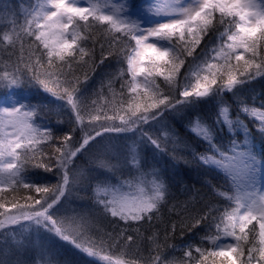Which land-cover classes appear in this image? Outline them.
<instances>
[{"label": "snow or ice", "instance_id": "6c2138e0", "mask_svg": "<svg viewBox=\"0 0 264 264\" xmlns=\"http://www.w3.org/2000/svg\"><path fill=\"white\" fill-rule=\"evenodd\" d=\"M24 14V24L19 29L13 19L11 31L0 35L4 50L14 49L18 41L23 48V36L34 37L31 43H36L34 63L24 62L22 58L12 63L8 58L0 66V90H7L0 100V229L44 228L87 256L98 257L103 264H128L102 255L104 244L90 235V218L84 213L62 214L64 202L77 184L95 179V202L105 214L125 223L150 221L165 200L167 186L154 170H140L135 148L129 150V162L138 175L117 183L91 177L86 170L77 169L78 154L88 152L108 134L143 133V125L164 112L176 111L178 106L196 103L200 98L232 92L256 76L264 75V0H156L146 6L132 4L131 7L116 0H37L36 6L25 9ZM96 31L123 45L121 53L131 80L121 84V94L127 87L132 95L123 96L120 107L97 106L96 101L89 107L81 99L82 93L78 94L75 88H63L60 98L71 108L75 127L63 137H56L51 128L36 122V106L25 104L27 97L17 98L15 89L22 87L25 73L30 72L39 79L37 69H43L46 79L40 83L45 91L56 96L57 91L49 88L48 82L58 86L62 78L71 74L73 66L86 65L93 59L89 41L94 40ZM209 31L219 32L220 47L211 58L203 53L188 61L186 83L179 93L183 99L173 98L171 89L179 85L177 77L181 67L188 57H193ZM245 54L250 55L246 58ZM201 72L207 74L201 77ZM123 74L121 69L119 76ZM161 75L168 91L155 81ZM140 76L142 81L137 80ZM190 76L195 77L194 84L188 82ZM108 87L112 92L111 82ZM141 88L143 95L138 91ZM262 109L264 101L259 107L245 105L241 112L254 123L258 122V131L264 135ZM216 122L226 126L229 135L233 130L243 129L244 140L233 138L230 147L224 149L214 141L209 127L199 119L193 123L190 130L208 144L206 153H210L201 154L198 159L223 173L226 190L212 188L213 197L224 200L222 209L212 210L216 232L206 239L213 247H195L197 257L192 252L194 246L189 244L185 256L188 264H264V184H261L264 161L248 140L247 125L240 119H230L227 107L220 109ZM149 140L159 148L156 140L151 137ZM46 148L53 150L50 155ZM46 156L54 159V164L45 163ZM31 161H37L32 165L34 169L44 172H53L55 168L56 182L50 183L31 171L28 167ZM99 167L109 165L100 160ZM149 176L152 178L148 179ZM21 189L27 193L34 191L40 194L39 198L27 194L25 202L20 203L13 194ZM9 195L13 198L6 203ZM204 218L197 219L196 224ZM125 240L132 241L133 236L126 235ZM0 264H9V261L0 259ZM152 264L174 262L157 255L152 258Z\"/></svg>", "mask_w": 264, "mask_h": 264}, {"label": "trees", "instance_id": "16d2710c", "mask_svg": "<svg viewBox=\"0 0 264 264\" xmlns=\"http://www.w3.org/2000/svg\"><path fill=\"white\" fill-rule=\"evenodd\" d=\"M130 1L131 4L136 5H144L147 2V0ZM36 3L37 0H0V35L5 31H11L13 19L19 29V26L24 24V10H31ZM220 31H223V28ZM32 40L34 37L23 36V48L19 41L11 50H4L0 46V66H3L8 58L12 63H17L21 58L24 62L31 60L34 63L36 43H31ZM220 45L219 32L209 31L203 37L193 57H188L180 69V76L177 77L179 85L171 89L173 98L183 99L179 93L183 91V85L186 83L184 75L189 70L188 61H192L194 57H199L203 53H207L208 58H211L215 56V50ZM89 46L93 47L94 51L92 60H89L86 65L73 66L71 74L62 78L58 86L48 82V87L57 91L56 96H53L51 92L47 95L43 94L44 88L40 83L41 80L46 79L43 69H37L39 79L30 72L25 73L22 78V87L15 89L19 95L21 92L28 91L32 97L36 96L37 100H33L37 108L36 122L51 128L56 137H63L75 127L71 108L65 99L60 98L63 88H75L78 94L82 93L81 99L85 100L89 107L93 106V101L97 102V106L115 104L116 107H120L123 96L132 95L128 93L127 87L123 90V96L121 94V84L131 80L127 72V63L121 53L123 45L111 41L109 37L96 31L94 40L89 41ZM232 63L235 65L234 59ZM19 67L23 69V63H20ZM192 68L196 70L195 65ZM121 69L124 70L122 77L119 76ZM65 71L67 72V69ZM155 81L162 89L168 91L163 75L156 76ZM110 82L112 92L108 87ZM188 82L194 84L195 77L190 76ZM4 91L7 90H0V100L4 99ZM139 92L143 95V91L139 90ZM262 101H264V75L256 76L232 92L225 91L220 95L200 98L196 103L178 106L176 111L164 112L156 120H149L143 125V133L135 131L107 135L100 144L93 145L88 152H84L83 155L78 154L79 158L75 161V167L86 170L91 177H98L111 183L132 179L138 175V172L129 162L131 159L129 150L135 148L140 160V170L144 172L154 170L167 186L165 200L150 221L125 223L105 214L96 204L93 189L97 181L92 179L87 182L82 181L74 187L75 195L65 206L66 215L87 214L90 218V235L97 241H103L105 251L102 255H108L113 260L122 259L128 264H152V258L159 255L167 261H173L174 264H180L181 261L188 264L185 256L187 245L194 246L192 252L197 257L199 253L195 252V247H213L206 239L207 236L214 235L216 232V220L213 219L212 210L218 207L222 209L224 200L214 198L212 188L226 190L223 173L203 165L198 159L201 154H210L206 153L208 144L190 129L199 119L204 126L209 127L217 145L224 149L230 147L229 142L233 138L243 141V129L238 132L233 130V134L229 135V129L216 122L220 109L227 107L230 119L233 121L240 119L247 125L250 132L248 140L255 153L264 161V135L258 131L259 124L254 123L252 118L241 112L243 106L259 107ZM76 135L79 133L77 132ZM149 137L157 141L159 148L151 143ZM45 151L50 155L53 150L46 148ZM97 159L98 163H95ZM43 160L45 163L54 164V159L49 160L47 156ZM100 160H104L109 167L100 168ZM36 162L29 163L28 167L31 171L50 183L58 179L55 168L53 172L34 169L32 165ZM151 178V176L148 177V179ZM27 194L37 198L40 195L34 191L27 193L23 189L13 195L18 202L24 203ZM13 195H9L5 202L8 203ZM216 215L218 216L219 213ZM200 217L205 218L196 224V220ZM126 235H132L133 240L126 241ZM43 241V238L35 241L33 238L28 239L27 245L32 255L29 258H19L21 260L14 261L12 264H45L48 260H51L52 264H103L98 257L86 256L75 247L70 248L66 245L64 247L55 241H50L48 244ZM8 260L11 262L9 258Z\"/></svg>", "mask_w": 264, "mask_h": 264}, {"label": "rangeland", "instance_id": "374dc122", "mask_svg": "<svg viewBox=\"0 0 264 264\" xmlns=\"http://www.w3.org/2000/svg\"><path fill=\"white\" fill-rule=\"evenodd\" d=\"M116 2H124V3L128 4L129 7H131V5H132L130 0H116ZM155 2H156V0H147L146 3H155ZM146 3L144 4L145 6H146ZM239 51H243V49H240ZM245 56L247 58L248 54H245ZM146 62L147 61H145L144 64H146ZM212 62L215 63L216 61H212ZM203 73L205 74V72H201L200 75H203ZM137 80L142 81L143 76L137 77ZM140 91H143V89L141 88ZM43 94L47 95L48 92L44 90ZM20 97H27V99L23 101L25 104L30 103V104L36 106V104H33V100H37L36 96L32 97L28 91L21 92V94L17 98H20ZM9 103H11V101H9ZM121 134H126V133H121ZM108 135H114V134H108ZM105 146H106V144L104 145V151H105ZM95 163H98V159L95 161ZM261 175L264 176V174H261ZM261 184H264V179L261 180ZM73 195H75L74 189L72 190L71 194L68 196V199L64 202V207L61 209L62 214H66L65 213V206L69 203L70 198H72ZM74 215H76V214L74 213L72 216H74ZM31 238H33L34 241L36 239L42 240V238H43V240H44L43 242H45L47 244L50 241H55L64 247H66V246L70 247V248L74 247L73 245L69 244L68 242L63 241L59 237L55 236L54 233L48 232L44 228L36 229L35 227H31V228L21 229V228H19V226H10L7 229H0V259L9 261L8 260V258H9L11 261V262H9V264H12V263H14V261L21 260L22 257L29 258L30 255H32V251H30L28 248L27 240L31 239ZM228 239L230 240L231 238H228ZM19 258H21V259H19Z\"/></svg>", "mask_w": 264, "mask_h": 264}]
</instances>
